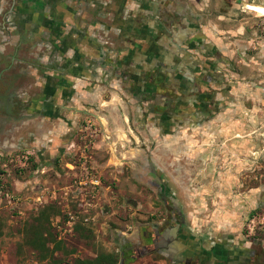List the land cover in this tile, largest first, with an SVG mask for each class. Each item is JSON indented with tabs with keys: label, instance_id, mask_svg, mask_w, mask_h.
Returning a JSON list of instances; mask_svg holds the SVG:
<instances>
[{
	"label": "rangeland",
	"instance_id": "rangeland-1",
	"mask_svg": "<svg viewBox=\"0 0 264 264\" xmlns=\"http://www.w3.org/2000/svg\"><path fill=\"white\" fill-rule=\"evenodd\" d=\"M244 2L264 6V0H183L197 17L191 20L196 39L212 44L219 55L205 60L208 73L214 69L219 77L214 85L200 83L209 89L202 90L200 103L211 102L200 120L186 107L173 119L163 116L153 124L143 119L142 128L134 112L124 111L129 94L114 84L101 87L98 102L68 105L66 130L59 119L31 116L33 105L19 103L13 88L17 79L12 83L11 72L5 76L0 264L120 256L140 224L153 213L165 214L164 192L180 205L188 232L199 241L255 249L256 264H264V16ZM4 15L0 30L8 28ZM100 31L101 45L112 49L106 24ZM152 165L158 178L151 175ZM47 208L52 210L46 227L60 249L41 261L26 237Z\"/></svg>",
	"mask_w": 264,
	"mask_h": 264
},
{
	"label": "crops",
	"instance_id": "crops-1",
	"mask_svg": "<svg viewBox=\"0 0 264 264\" xmlns=\"http://www.w3.org/2000/svg\"><path fill=\"white\" fill-rule=\"evenodd\" d=\"M149 9L115 0H0L8 22L0 30V82L11 72L19 103L33 105L31 116L59 119L66 130L68 105L98 102L101 87L114 84L129 94L124 111L134 112L142 128L143 119H173L186 107L200 120L211 103H200L209 90L200 83L214 85L219 77L206 61L219 55L196 39L192 19L166 24L146 17ZM105 24L112 49L101 45Z\"/></svg>",
	"mask_w": 264,
	"mask_h": 264
},
{
	"label": "flooded vegetation",
	"instance_id": "flooded-vegetation-1",
	"mask_svg": "<svg viewBox=\"0 0 264 264\" xmlns=\"http://www.w3.org/2000/svg\"><path fill=\"white\" fill-rule=\"evenodd\" d=\"M141 6L150 7L146 17H156L166 24L172 19H197L188 8H182L183 0H144ZM179 6L181 8L178 9ZM151 175L158 178L153 165ZM155 184L163 186L162 182ZM162 199L165 214L153 213L145 223L139 225L135 237L126 239L122 244L118 264L257 263L258 253L255 249L234 248L232 244L217 242L208 245L199 241L188 232L180 205L178 207L166 192L162 194Z\"/></svg>",
	"mask_w": 264,
	"mask_h": 264
},
{
	"label": "trees",
	"instance_id": "trees-1",
	"mask_svg": "<svg viewBox=\"0 0 264 264\" xmlns=\"http://www.w3.org/2000/svg\"><path fill=\"white\" fill-rule=\"evenodd\" d=\"M52 209H44L41 217L37 219V224L33 225L27 233L26 244L39 252V259L45 261L53 258L54 252L60 249L59 242L49 231L50 226L49 212ZM55 213V211H54ZM51 215V214H50ZM53 249H50V245ZM120 256L115 254H102L92 260H77L73 264H118ZM61 261L55 260L53 264H60Z\"/></svg>",
	"mask_w": 264,
	"mask_h": 264
},
{
	"label": "bare ground",
	"instance_id": "bare-ground-1",
	"mask_svg": "<svg viewBox=\"0 0 264 264\" xmlns=\"http://www.w3.org/2000/svg\"><path fill=\"white\" fill-rule=\"evenodd\" d=\"M243 6L253 12V13H257L261 16H264V6L263 5H260V4H257V3H248V2H244L243 3Z\"/></svg>",
	"mask_w": 264,
	"mask_h": 264
},
{
	"label": "water",
	"instance_id": "water-1",
	"mask_svg": "<svg viewBox=\"0 0 264 264\" xmlns=\"http://www.w3.org/2000/svg\"><path fill=\"white\" fill-rule=\"evenodd\" d=\"M85 114H88V115H93V116H96V115H94V114H92V113H87V112H85ZM97 117V116H96ZM98 118V117H97Z\"/></svg>",
	"mask_w": 264,
	"mask_h": 264
}]
</instances>
